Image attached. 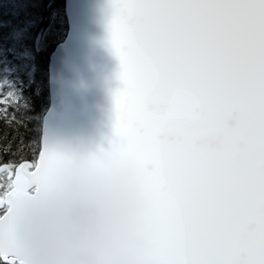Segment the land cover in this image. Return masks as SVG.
I'll use <instances>...</instances> for the list:
<instances>
[{"label": "snow or ice", "instance_id": "1", "mask_svg": "<svg viewBox=\"0 0 264 264\" xmlns=\"http://www.w3.org/2000/svg\"><path fill=\"white\" fill-rule=\"evenodd\" d=\"M112 137L143 200L137 264H264V0H110ZM0 264L15 201L65 154L0 97ZM26 132L28 135H26Z\"/></svg>", "mask_w": 264, "mask_h": 264}, {"label": "clouds", "instance_id": "2", "mask_svg": "<svg viewBox=\"0 0 264 264\" xmlns=\"http://www.w3.org/2000/svg\"><path fill=\"white\" fill-rule=\"evenodd\" d=\"M65 154L47 162L13 207L23 264H137L143 200L126 162Z\"/></svg>", "mask_w": 264, "mask_h": 264}, {"label": "water", "instance_id": "3", "mask_svg": "<svg viewBox=\"0 0 264 264\" xmlns=\"http://www.w3.org/2000/svg\"><path fill=\"white\" fill-rule=\"evenodd\" d=\"M110 0H64L67 32L49 55V104L40 139L64 154L95 153L112 137L113 93L121 86L108 43Z\"/></svg>", "mask_w": 264, "mask_h": 264}, {"label": "trees", "instance_id": "4", "mask_svg": "<svg viewBox=\"0 0 264 264\" xmlns=\"http://www.w3.org/2000/svg\"><path fill=\"white\" fill-rule=\"evenodd\" d=\"M15 2L0 0V97L16 101L40 138L49 103L48 57L66 32L64 0H25L22 7Z\"/></svg>", "mask_w": 264, "mask_h": 264}, {"label": "rangeland", "instance_id": "5", "mask_svg": "<svg viewBox=\"0 0 264 264\" xmlns=\"http://www.w3.org/2000/svg\"><path fill=\"white\" fill-rule=\"evenodd\" d=\"M15 1L17 2V5L19 7H22L24 5V2H25V0H15ZM16 2H15V4H16Z\"/></svg>", "mask_w": 264, "mask_h": 264}]
</instances>
